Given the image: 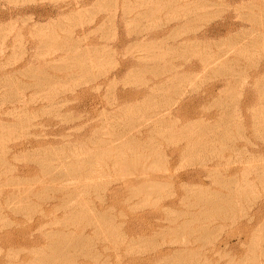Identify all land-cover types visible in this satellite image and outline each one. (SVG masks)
Wrapping results in <instances>:
<instances>
[{
  "label": "rangeland",
  "instance_id": "rangeland-1",
  "mask_svg": "<svg viewBox=\"0 0 264 264\" xmlns=\"http://www.w3.org/2000/svg\"><path fill=\"white\" fill-rule=\"evenodd\" d=\"M262 16L264 0H0V264H264Z\"/></svg>",
  "mask_w": 264,
  "mask_h": 264
},
{
  "label": "bare ground",
  "instance_id": "bare-ground-1",
  "mask_svg": "<svg viewBox=\"0 0 264 264\" xmlns=\"http://www.w3.org/2000/svg\"><path fill=\"white\" fill-rule=\"evenodd\" d=\"M186 7H187V6H186ZM187 10H189V9L187 8ZM146 11H147V10H146ZM148 11H150V10H148ZM148 11H147V12H148ZM139 13H141V12H139ZM143 13H144V12L142 11L141 14L143 15ZM148 13H149V12H148ZM146 14H147V13H146ZM146 14H144V15H146ZM149 14H150V13H149ZM149 14H148V15H149ZM139 15H140V14H138V16H139ZM148 15H146V16H148ZM261 15H262V14H261ZM140 16H141V15H140ZM146 16H145V17H146ZM262 17H264V16H262ZM138 18H139V17H138ZM141 18H142V17H141ZM259 18H261V17H259ZM259 18H258V19H259ZM139 19H140V18H139ZM189 19H190V18H189ZM187 20H188V19H187ZM255 20H256V19H255ZM261 20H264V19H261ZM188 21H189V20H188ZM188 21H187V23H189ZM258 22H259V21H258ZM184 23H185V22H184ZM184 23H183V24H184ZM190 23H191V22H190ZM183 24H182V25H183ZM185 24H186V23H185ZM185 24H184V25H185ZM180 25H181V24H180ZM180 25H179V26H180ZM244 33H245V31H244ZM238 34H239V33H238ZM242 34H243V33H242ZM239 35H240V34H239ZM243 35H244V34H243ZM246 35H247V34H246ZM250 35H251V34H250ZM168 36H169V35H168ZM170 36H171V35H170ZM166 38H167V37H166ZM166 38H165V36H164V38H162V39H166ZM169 38H170V37H169ZM169 38H168V39H169ZM171 38H173V37H171ZM162 39H161V40H162ZM237 39H238V38H237ZM242 39H243V38H242ZM248 39H249V38H247V41H250V40H248ZM250 39H251V38H250ZM244 40L246 41V39H244ZM254 40H255V39H254ZM163 41H164V40H163ZM163 41H162V42H163ZM241 41H242V40H241ZM245 41H243V42H245ZM250 42H251V41H250ZM245 43H246V42H245ZM252 43H253V42H251V45L254 44V43H253V44H252ZM164 44H165V43H164ZM185 44H186V43H185ZM248 44H250V43H248ZM156 45H157V44H156ZM251 45H250V46H251ZM250 46H249V47H250ZM171 47H172V46H171ZM185 47H186L185 45H183V44H180V45H179V43H178V45L175 46V47H173V49H175V52H176V50H180V51L184 52V51L186 50ZM192 47H194V46L192 45ZM153 48H154V46H153ZM158 48H159V46H158ZM189 48H190V47H189ZM242 48H243V47H242ZM242 48H241L240 50H242ZM245 48H246V47H245ZM245 48H243V49H244L243 51L246 50ZM190 49H191V48H190ZM235 49H236V48H235ZM187 50H188V49H187ZM192 50H194V49H192ZM180 51H179V52H180ZM190 51H191V50H190ZM190 51H189V52H190ZM173 52H174V51H173ZM187 52H188V51H187ZM223 52H224V51H223ZM236 52H237V51H236ZM82 53H83V52H82ZM185 53H186V51H185ZM226 54H227V53H226ZM238 54H239V53H238ZM241 54H242V53H241ZM224 55H225V54H224ZM75 56L77 57V59H76V58H75V59L79 62V60L81 59V58H80L81 55H78V54H77V55H75ZM75 56H74V57H75ZM216 56H218V54H217ZM216 56H215V57H216ZM221 56H222V55H221ZM223 57H226V56H223ZM79 58H80V59H79ZM210 59H211V57H210ZM216 59H217V57H216ZM219 59H221V58H219ZM223 60H225V59L223 58ZM205 61H207V59H206ZM215 61H216V60H215ZM220 61H221V60H220ZM234 61L236 62V60H234ZM213 62H214V61H213ZM223 62H224V61H223ZM227 62H228V61H226L225 63H227ZM232 62H233V61H232ZM80 63H81V62H80ZM77 64H79V63H77ZM223 64H224V63H223ZM233 64H234V63H233ZM208 65H212V66H213V64H208ZM236 65H237V63H236ZM146 66L148 67V65H146ZM224 66H225V64H224ZM227 66H228V65H227ZM84 67H85V66H84ZM144 67H145V66H144ZM151 67H152V66H151ZM206 67H208V66L206 65ZM219 67H220V66H219ZM221 67H222V66H221ZM231 67H232V66H231ZM231 67L228 66V69L230 70ZM145 69H146V68H145ZM147 69H148V68H147ZM219 69H220V68H219ZM224 69H225V68H224ZM148 70H149V69H148ZM224 71H226V69H225ZM157 72H158V71H157ZM159 72H160V71H159ZM215 72H216V71H215ZM226 72H227V71H226ZM226 72L223 73V72L221 71L220 74H226ZM233 72H234V71H233ZM217 73H218V71H217ZM227 73H228V72H227ZM231 73H232V71H231ZM231 73H230V74H231ZM36 74H37V73H36ZM226 75H227V74H226ZM231 75H232V74H231ZM33 76H34V72H33ZM174 76H175V75H174ZM227 76H228V75H227ZM40 77H41V76H40ZM34 78H35V77H34ZM179 78H180V76H179ZM36 79H37V77H36ZM176 79H178V77H176ZM176 79H175V80H176ZM181 79H183V77H182ZM44 80H45V79H44ZM173 80H174V79H173ZM45 82H46V81H45ZM256 82H257V81H256ZM261 82H262V81H261ZM257 83H258V82H257ZM258 84H259V83H258ZM262 85H264V82L260 83V84L258 85V87L260 86V88H261V87L264 88V86H262ZM260 88H259V89H260ZM262 88H261V92H264V91H262ZM262 94H264V93H262ZM151 98H152V97H151ZM152 100L154 101V98H153ZM157 100H158V99H157ZM153 101H152V102H153ZM152 102H151V103H152ZM154 102H155V101H154ZM157 103H158V102H157ZM159 103H160V102H159ZM221 103H222V102H221ZM152 105H153V104H152ZM157 105H160V104H157ZM149 106H150V105H149ZM154 107H156V106H154ZM157 107H160V106H157ZM148 108H149V107H148ZM150 109H151V108H150ZM155 109H156V108H155ZM153 110H154V109H153ZM153 114H157V112H156V113H153ZM157 115H158V114H157ZM226 117H227V116H226ZM224 118H225V117H224ZM126 119L129 120V121L132 120L131 117H130L131 120H130L129 118H126ZM226 119H227V118H226ZM224 120H225V119H224ZM129 121L125 122V123H126L125 126H127V125L129 126V124H128ZM132 121L135 122V121H137V120L135 119V120H132ZM132 121L129 122L131 125H132ZM155 121L157 122V120H155ZM162 121H163V120H162ZM225 121H226V120H225ZM160 122H161V120H160ZM137 123H138V122H137ZM137 123H136V124H137ZM157 123H159V122H157ZM157 123H156V124H157ZM222 123H224V122L222 121ZM139 124H140V123H139ZM159 124H160V123H159ZM161 124H162V122H161ZM137 125H138V124H137ZM141 125H142V124H141ZM128 126H127V127H128ZM188 126H189V125H188ZM190 126H191V125H190ZM190 126H189V127H190ZM207 126H208V125H207ZM127 127H126V128H127ZM131 127H132V126H131ZM159 127H160V126H159ZM189 127H186V128H189ZM191 127H193V126H191ZM209 127H210V126H209ZM129 128H130V126H129ZM124 129H125V128H124ZM127 129H128V128H127ZM172 129H173V128H172ZM182 129H184V128H182ZM191 129H192V128H191ZM191 129H190V130H191ZM209 129H210V128H208V130H209ZM255 129H256V128H255ZM170 130H171V129H170ZM184 130H185V129H184ZM204 130H205V129H204ZM204 130H203V131H204ZM208 130H207V132H208ZM171 131H172V130H171ZM255 131L258 132L257 130H255ZM166 132L169 133L170 131L167 129ZM179 132H180V130H179ZM190 132H191V131H190ZM183 133H185V131H184ZM187 133H188V131H187ZM191 133H193V132H191ZM191 133H190V134H191ZM202 133H204V132H202ZM202 133H201V134H202ZM170 134H171V133H170ZM257 134H258V133H257ZM185 135H186V133H185ZM119 136H120V135H119ZM124 136H125V135H124ZM200 137H201V136H200ZM202 138H203V137H202ZM122 139H123V138H122ZM96 140H98V139H96ZM99 140H100V139H99ZM130 140H131V139H130ZM105 141H106V140H103V142H105ZM109 141H111V140H109ZM109 141H108V142H109ZM116 141H117V140H116ZM116 141H115V142H116ZM132 141H133V140H132ZM111 142H112V141H111ZM117 142H118V143H116V145H117V144H120L119 146H123V147H124L125 145H130V142H129L128 140H124V139H123V141H120V142L117 141ZM128 142H129V143H128ZM92 143H93V142H92ZM100 143H102V142H99V143L97 142V144H100ZM113 143H114V142H113ZM199 143H200V142H199ZM201 143H202V142H201ZM102 144H104V143H102ZM111 144H112V143H111ZM144 144H145V143H144ZM105 145H106V144H105ZM131 145H132V144H131ZM131 145H130V147H131ZM133 145H135V144H133ZM133 145H132V146H133ZM107 146H108V145H107ZM113 147H115V145H114ZM119 148H120V147H119ZM126 148H127V147H126ZM145 148H146V147H145ZM107 153H108V152H107ZM107 155H108V154H107ZM118 155H120V154H118ZM115 156H116V155H115ZM115 156H113V157H115ZM128 157H129V156H128ZM118 158H119V159L117 160V161H118L117 163L120 162L119 164L121 165V167H126V166H128V167H130V168L133 169V167L136 165V162H135V161L128 162V160L130 161L131 159H134L133 157H131V158H125V157H123V155H120ZM141 158H142V157H141ZM136 159H137V156H136ZM53 170H54V169H53ZM48 171H49V169H48ZM45 173L48 175V173H50V171H49L48 173H47V172H45ZM54 173H55V172H54ZM54 173H52V171H51V174H54ZM60 174H61V173H60ZM54 175H55V174H54ZM59 176H60V175H59ZM229 182H230V181H229ZM229 182H228V183H229ZM230 183H231V182H230ZM230 183H229V185H230ZM98 185H99V184H98ZM225 186H226V185H225ZM141 187H143V186H141ZM137 188H138V187H137ZM137 188H136V189H137ZM159 188H160V186L155 185V186L152 187L151 190H148L146 187H144V188H140V189L138 188V190H135V189L132 190V189H131L132 191H131V190H130V191H131L132 193L130 192V194H131L132 196H133V195L135 196V192H137L136 195H138V192L140 193V191H141V192H142V191H145L147 194H148V193L151 194L152 192H158V191H159ZM232 188H233V187H232ZM236 189H237V188H236ZM156 190H157V191H156ZM234 190H235V189H234ZM133 192H134V193H133ZM142 193H143V192H142ZM202 193H203V192H202ZM210 193H211V192H210ZM213 193H214V192H213ZM231 194H232V193H231ZM231 194H230V195H231ZM73 195H74V194H73ZM210 195H211V194H210ZM220 195H221V194H220ZM232 195H234V194H232ZM203 196H204V195H203ZM207 196H209V195H207ZM226 196H228V195H226ZM226 196H225V197H226ZM11 197H12V196H11ZM72 197H73V196H72ZM210 197H211V196H210ZM216 197H217V196H216ZM20 198H21V197H20ZM228 198H229V196H228ZM15 199H16V198H15ZM18 199H19V198H18ZM21 199H22V198H21ZM23 199H24V198H23ZM26 199H27V197H26ZM210 199H211V198H210ZM212 199H213V198H212ZM220 199H221V198H220ZM220 199H218V200H220ZM223 199H224V198H223ZM13 200H14V199H13ZM213 200H214V199H213ZM215 200H216V199H215ZM231 200H232V199H231ZM79 201H80V200H79ZM226 201H227V200H226ZM24 202H25V201H24ZM82 202H83V200H82ZM85 202H86V201H85ZM85 202H84V203H85ZM26 203H27V202H26ZM29 203H30V202H29ZM86 203H87V202H86ZM226 203H227V202H226ZM80 204H81V203H80ZM88 204H89V203H88ZM216 204H217V203H216ZM216 204L209 205V207L211 206V208L213 209V208L216 206ZM64 205H67V204L64 203ZM219 205H220V204H219ZM219 205L217 204V206H219ZM226 205H227V204H226ZM79 206H80V205H79ZM62 207H64V206H62ZM65 207H66V206H65ZM69 207H70V206H69ZM87 207H88V206H87ZM219 207H220V206H219ZM227 207H228V206H227ZM81 208H82L81 211H83V207H81ZM217 208H218V207H217ZM222 208H223V207H222ZM69 209H70V208H69ZM77 209H78V208H77ZM87 209H88V208H87ZM214 209H215V208H214ZM229 209H230V208H229ZM88 210L90 211L91 209H88ZM232 210H233V208H232ZM70 211H71V210H70ZM74 211H75V210H72V213H77V212H74ZM76 211H77V210H76ZM85 211H86V210H85ZM225 211H226V210H225ZM79 212H80V210H79ZM79 212H78V213H79ZM91 212H93V209H92ZM214 212H215V211H214ZM230 212H231V211H230ZM81 213H82V212H81ZM102 213H103V212H102ZM201 213H203V211H202ZM215 213H216V212H215ZM222 215H223V214H222ZM85 216H86V215H85ZM99 216H100V215H99ZM99 216H97V217H98V221H101V222L103 221V223H104V218L101 217V216L99 217ZM104 216H105V215H104ZM107 216H108V215H107ZM71 217H73V216H71ZM75 217H76V216H75ZM91 217H92V216H91ZM94 217H95V215H94ZM109 217H110V216H109ZM80 218H82V216H81ZM89 218H90V217H89ZM241 218H242V217H241ZM72 219H73V218H72ZM72 219H70V220H72ZM95 219L97 220V218H95ZM74 220H75V219H74ZM96 220H94L93 222H95ZM252 220H253V216L251 217V216L249 215V216L247 217V220H245V221H246V223H247V222H251ZM81 221H82V220H81ZM105 222H106V220H105ZM108 222H109V221H108ZM71 223H73V222H71ZM89 223H90V222H89ZM91 224H92V221H91ZM103 225H104V224H103ZM94 227H95V226H94ZM100 227H101V226H99V228H100ZM97 229H98V228H97ZM101 229H102V228H101ZM101 229H99V230H101ZM105 229H106V228H105ZM96 231H97V230H96ZM176 231H177V230H176ZM173 232H174V231H173ZM61 233H62V232H61ZM101 233H102V232H101ZM209 233H210V232H209ZM50 234H51V233H50ZM56 234H57V233H56ZM107 234H108V233H107ZM66 235H67V234H66ZM68 235H69V234H68ZM56 236H58V235H56ZM69 236H70V235H69ZM80 236H81V235H80ZM80 236H79V239H80ZM59 237H60V236H59ZM73 237H74V236H73ZM77 237H78V236H77ZM108 237H109V236H108ZM71 238H72V237H71ZM71 238H70V239H71ZM74 238L76 239V237H74ZM70 239H69V240H70ZM72 239H73V238H72ZM82 239H83V238L81 237L80 240H82ZM103 239H104V238H103ZM73 240H74V239H73ZM80 240H79V242H81ZM76 241H77V239H76ZM88 241H89V240H88ZM54 242H55V241H54ZM82 242H83V241H82ZM62 243H63V242H62ZM62 243H61V244H62ZM69 243H70V242H69ZM58 244H60V243H58ZM63 244H64V243H63ZM65 244H66V242H65ZM70 244H71V243H70ZM73 244H74V243H73ZM75 244H76V243H75ZM53 245H54V244H53ZM80 245H81V244H80ZM226 245H227V244H226ZM55 246H56V245H55ZM83 246H84V245H83ZM51 247H52V244H51ZM73 247H74V246H73ZM90 247L92 248V246H90ZM254 247H255V246H253V249H254ZM48 248H50V247H48ZM56 248H57V246H56ZM70 248H71V247H70ZM81 248H82V247H81ZM83 248H84V247H83ZM51 249H52V248H51ZM53 249H54V248H53ZM58 249H60V248L58 247ZM61 249H63V248H61ZM56 250H57V249H56ZM56 250H55V251H56ZM63 250H64V249H63ZM65 250H66V248H65ZM85 250H87V249L85 248ZM254 250H255V249H254ZM82 251H83V250H82ZM78 252H79V251H78ZM66 253H67V252H66ZM68 253H69V252H68ZM85 253H86V251H85ZM85 253H84V256H85ZM178 253L180 254L181 252L179 251ZM58 254H59V253H58ZM64 254H65V253H64ZM60 255H61V254H60ZM66 255H67V254H66ZM66 255H65V256H66ZM70 255H71V254H70ZM176 255H177V253H176ZM176 255H173V256H176ZM45 256H46V255H45ZM185 256H186V255H185ZM194 257H195V256H194ZM50 258H51V257H50ZM184 258H185V257H184ZM190 258H191V257H190ZM190 258H189L188 260H190ZM196 258H197V257H196ZM179 259H180V258H179ZM179 259H178V260H179ZM186 259H187V258H186ZM191 259H192V258H191ZM52 260H53V259H52ZM69 260H70V259H69ZM167 260H168V259H167ZM183 260H184V259H183ZM166 262H167V261H166ZM178 262H179V261H178ZM183 262H184V261H183ZM175 263H176V262H175ZM70 264H71V263H70ZM178 264H179V263H178ZM180 264H181V263H180Z\"/></svg>",
  "mask_w": 264,
  "mask_h": 264
}]
</instances>
